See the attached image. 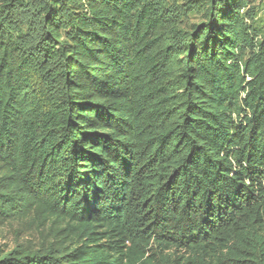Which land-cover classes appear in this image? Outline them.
Listing matches in <instances>:
<instances>
[{
  "label": "trees",
  "instance_id": "1",
  "mask_svg": "<svg viewBox=\"0 0 264 264\" xmlns=\"http://www.w3.org/2000/svg\"><path fill=\"white\" fill-rule=\"evenodd\" d=\"M256 0H0V264H264Z\"/></svg>",
  "mask_w": 264,
  "mask_h": 264
},
{
  "label": "rangeland",
  "instance_id": "2",
  "mask_svg": "<svg viewBox=\"0 0 264 264\" xmlns=\"http://www.w3.org/2000/svg\"><path fill=\"white\" fill-rule=\"evenodd\" d=\"M258 8V25L264 27V0H256ZM37 223L32 218L11 220L0 226V246L4 250H12L16 246L39 247L43 240Z\"/></svg>",
  "mask_w": 264,
  "mask_h": 264
}]
</instances>
